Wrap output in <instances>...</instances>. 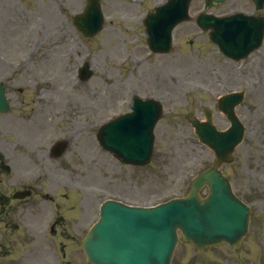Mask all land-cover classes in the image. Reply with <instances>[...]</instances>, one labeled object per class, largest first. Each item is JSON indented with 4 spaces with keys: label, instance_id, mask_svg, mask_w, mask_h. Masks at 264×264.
Returning <instances> with one entry per match:
<instances>
[{
    "label": "rangeland",
    "instance_id": "obj_1",
    "mask_svg": "<svg viewBox=\"0 0 264 264\" xmlns=\"http://www.w3.org/2000/svg\"><path fill=\"white\" fill-rule=\"evenodd\" d=\"M105 3L106 10L110 7L108 13L115 14L112 11L116 0H105ZM14 6H16V0H0V15L4 17V20H0L1 23L8 22L10 18H16L19 9L18 6ZM36 10L40 8L33 2L29 12H20L21 29L33 28L32 31H38L44 17L41 13L35 14ZM79 10H81L80 4L77 6L69 4L70 16ZM247 10L252 9L247 8ZM133 14L137 16L138 12L133 11ZM51 19L46 20L48 33L55 31L50 29V25L53 24ZM111 19L107 17L103 32L94 38H83L78 34L79 37L75 32L70 31L68 52L71 53L67 55V58L65 55L62 56L61 51L50 53L46 51L47 55H42L40 53L44 49L40 47L34 54L25 52L12 56L5 55V58H10L9 60L15 62L26 60V69L17 71L24 75V79L10 86L15 90L11 92L12 99L18 101L26 97L27 101H31L25 113L33 109L44 112L45 108L49 107L51 113L47 116L52 117V126L46 125L41 113H36L33 122L35 126L47 127L50 135L55 131V126L59 130L72 127V129L68 128L72 133L66 134L71 138L72 146L79 148L72 155L80 163L84 155L97 154L91 142L93 137L86 136V134L91 136L92 133L82 130L83 126L80 122L95 124L97 128L99 124L108 121L114 112L123 110V103H119L116 108L111 103L109 104L117 91L124 94L126 90L134 88L135 85L143 90L140 84H136L138 81L134 75L131 81L128 79L124 81L129 65L135 67L138 59L150 56L145 44L142 23L132 19L125 21H111ZM26 21L31 22L26 24ZM9 29L12 37L20 34L17 28L11 26ZM191 30L194 33L197 32L195 25L182 24L176 35L181 37L183 33ZM39 32L42 33L41 30ZM73 34L74 37H72ZM60 38L61 35L58 34L47 36L45 39L48 45V42ZM77 52L82 55L78 56ZM129 56L132 59L125 63L123 58ZM84 59L94 65V74L87 82H82L75 77V68ZM195 61L198 66L197 70L192 68ZM205 64H212V67L216 69L215 72L211 70L212 67L205 71L202 70ZM26 72L32 73V79L36 83H45L43 96L44 98L50 96L53 103H40L32 98L37 93L35 87L28 85ZM144 77L150 80L149 85L144 84V91L154 87L163 89L165 93L166 88L176 92L173 101L177 104L176 115L179 118L173 114L172 106L167 105L164 118L157 129L156 155L153 163L146 167L122 166L117 161L113 163L110 160L112 157L105 155L102 151L99 153V162L93 166L85 165L84 167V164H81L74 167L78 171L83 170L81 184L85 183V188L84 193L69 191L72 202L75 196L79 197L85 192L87 194L89 190L86 187L91 188L86 197L82 199L83 204H79L80 211L84 213L81 220L84 222V227L90 225L97 217V205L100 199L96 198L94 188H92L94 184L99 183L95 175L105 177L115 173L116 180L112 189L114 192L110 193L119 198L125 197L132 202L155 203L174 195L186 194L191 178L210 166L214 156L208 148L199 146L194 140L193 128L185 121L183 115L200 114L199 108L213 104L218 94L243 89L246 91V97L238 111L246 124L247 131L243 143L236 150L235 161L229 164L225 171L230 175L236 193L251 203L256 210L252 218L250 237L244 241L239 250H233L223 244L209 252H202L192 245L180 244L173 264H264V46L239 62H231L225 59L213 45L212 47L210 44L198 46L194 42L185 47L180 40L177 49L172 54L152 55L149 61L144 63ZM196 84L202 85V90L196 87ZM20 88H23V91H20ZM93 97L96 101L100 100V107L96 108L90 102V98ZM166 102L171 103L169 100ZM23 109L15 106L14 110L5 117L8 120L14 119V124L11 126L21 138L28 136V131L24 127H32L29 118L23 120V115H20ZM67 112L71 120L65 118ZM60 113L63 114L65 122L57 124L54 117L55 114ZM215 121L220 127L227 125L226 120L218 112H216ZM74 123L77 125L76 129L73 126ZM88 127L91 130L93 128ZM61 135L64 133L58 132V136ZM7 136L16 138L11 132H8ZM35 139L41 138L35 137ZM17 156L21 158L19 154ZM35 159L37 160V156ZM55 168L56 166L53 167L54 171ZM58 171L61 172V170ZM125 179L129 182H124ZM49 191L57 202H61L59 196L64 190H57L53 187ZM203 193H206V189ZM106 195L107 193H103L101 197ZM53 203L56 204V202ZM61 206L62 209L67 210L70 206L69 201H64ZM68 210L72 212L71 208Z\"/></svg>",
    "mask_w": 264,
    "mask_h": 264
},
{
    "label": "water",
    "instance_id": "obj_2",
    "mask_svg": "<svg viewBox=\"0 0 264 264\" xmlns=\"http://www.w3.org/2000/svg\"><path fill=\"white\" fill-rule=\"evenodd\" d=\"M88 15L92 16L94 14H100L99 11V0H89V8H88ZM239 19L233 22V27L238 28L241 30L239 34H236L234 29L230 31V29L227 27L229 24L230 20H233L232 17H224L221 18L218 21H215V23H212L213 27V32L212 36L215 39L216 42H218L223 49L224 52H226L229 55H233L236 57H241L243 55H246L248 52H250L253 48L257 47L261 43V39L263 37V29H264V21L260 18H252V17H247L242 14H238ZM251 32V33H250ZM150 44L152 47H155L153 44L155 42V38L153 36V33H150V38H149ZM1 101V100H0ZM238 101V98L236 96H229L227 100L223 101V103H226L228 105L227 107V112L232 115L233 113V105ZM1 107H6V101L5 99H2L0 102ZM205 125L208 127L214 128L210 122H207ZM201 127H199V130ZM218 134L226 136V133H221L218 132ZM242 135V132H241ZM214 139H217L214 137ZM238 141H235L233 144H229L228 146L224 147L221 146L219 147L215 142L211 143L212 147L215 149L218 155V162L216 166L211 168L209 171H207L205 174L201 175L192 185V192L190 196L187 199H184L183 201L186 203L189 202H194L197 205L198 212L196 215L198 216L199 219L202 221L207 220L206 216H204L207 208L210 205V202L213 198L215 197H222L223 195L227 198H234L233 195L231 194V189L228 181L226 178H224L221 173L217 170V166L219 163L223 160H231L232 157L230 156V152L233 150L234 145ZM130 155L127 157H133L135 159H139L137 157H140L139 154L137 153H129ZM131 159V158H130ZM208 183L211 189L210 197L206 200L205 203H201L198 199V194H197V189L202 183ZM175 210V205H168L164 209H158V210H153L150 212H147L141 219V225L138 230L144 233V231L151 232L152 226L155 224H159V226L164 227V230H160L158 232V236L161 239L160 244L165 245L163 250L161 251L164 253L170 246H171V240L168 237L167 229L169 227V223L172 220V218L175 216L174 214ZM167 211V212H165ZM192 211L185 212V220L188 223H191V215ZM246 215V214H245ZM118 214H115L114 219H118ZM239 216V215H238ZM118 221V220H117ZM231 221V220H230ZM233 221V218H232ZM231 221V222H232ZM238 223L242 225V228H240L236 233L237 235L234 236V238L228 236V240L233 245H237L238 241H236L247 229V225L249 222V213L246 215V217L239 216L238 217ZM144 224V226H143ZM194 226H197L195 223H193ZM181 227L184 229V226L180 224V222L176 223L173 226V233L175 237V230L176 227ZM245 227V228H244ZM244 228V229H243ZM96 231L97 227L93 228L86 241L84 242V247L87 250L88 254H90V257L94 260L95 263L97 264H120L117 260H112L111 255L109 256L111 259L109 261H104L100 259L99 257H94L93 250H92V245L96 241ZM207 231L208 234L206 235V241L207 242L209 239H217L221 240L223 238H226L225 234H218L215 235L213 231L207 226ZM186 233V238L190 239L193 238L194 240L197 241V244L200 246H204V243H201V241H198V237L192 236L190 233ZM142 238H144V234L142 235ZM214 241V240H213ZM174 242H176V239H174ZM146 247L150 248L147 243L145 244ZM173 250V247H172ZM171 250V252H172ZM110 251L113 252L114 255L118 256L117 258H120V261L122 264H153L154 260L152 257L149 259V254L145 255H128L126 251L123 248H116L113 244H111ZM144 254V253H142ZM128 255V256H127ZM171 258V253L167 257V262L168 264L169 260Z\"/></svg>",
    "mask_w": 264,
    "mask_h": 264
},
{
    "label": "flooded vegetation",
    "instance_id": "obj_3",
    "mask_svg": "<svg viewBox=\"0 0 264 264\" xmlns=\"http://www.w3.org/2000/svg\"><path fill=\"white\" fill-rule=\"evenodd\" d=\"M212 1L215 0H205L203 2V5H209ZM1 167L2 165H0V171H1ZM10 203V199L8 197H6V195L0 190V210L3 209V206L6 207L8 204Z\"/></svg>",
    "mask_w": 264,
    "mask_h": 264
}]
</instances>
